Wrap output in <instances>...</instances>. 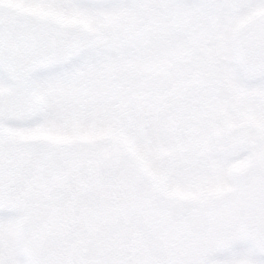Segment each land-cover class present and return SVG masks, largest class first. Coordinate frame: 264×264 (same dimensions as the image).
I'll list each match as a JSON object with an SVG mask.
<instances>
[{
    "label": "snow or ice",
    "instance_id": "1",
    "mask_svg": "<svg viewBox=\"0 0 264 264\" xmlns=\"http://www.w3.org/2000/svg\"><path fill=\"white\" fill-rule=\"evenodd\" d=\"M0 264H264V0H0Z\"/></svg>",
    "mask_w": 264,
    "mask_h": 264
}]
</instances>
